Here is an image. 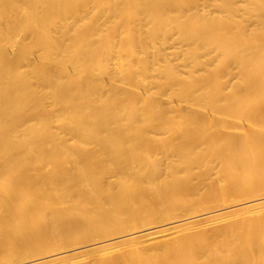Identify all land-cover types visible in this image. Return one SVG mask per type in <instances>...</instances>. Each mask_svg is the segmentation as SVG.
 Returning <instances> with one entry per match:
<instances>
[{
    "label": "bare ground",
    "instance_id": "1",
    "mask_svg": "<svg viewBox=\"0 0 264 264\" xmlns=\"http://www.w3.org/2000/svg\"><path fill=\"white\" fill-rule=\"evenodd\" d=\"M0 264H264V0H0Z\"/></svg>",
    "mask_w": 264,
    "mask_h": 264
},
{
    "label": "rangeland",
    "instance_id": "2",
    "mask_svg": "<svg viewBox=\"0 0 264 264\" xmlns=\"http://www.w3.org/2000/svg\"><path fill=\"white\" fill-rule=\"evenodd\" d=\"M96 241H102L101 239L100 240H96ZM94 243H96V242H88L86 245H84L83 246V248L82 249H88L89 247H90V244L92 245V244H94ZM75 251L74 250H70L69 252H68V254H72V253H74ZM103 254H92V255H86L85 257H84V259L82 260V261H84V262H87V263H91L92 261H91V259L94 257V256H102Z\"/></svg>",
    "mask_w": 264,
    "mask_h": 264
}]
</instances>
